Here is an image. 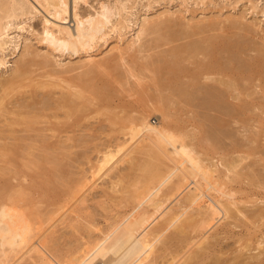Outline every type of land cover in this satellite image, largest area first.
<instances>
[{"label": "bare ground", "instance_id": "6f19581e", "mask_svg": "<svg viewBox=\"0 0 264 264\" xmlns=\"http://www.w3.org/2000/svg\"><path fill=\"white\" fill-rule=\"evenodd\" d=\"M252 1H247L251 2V10L257 5ZM105 3L100 0L96 8L91 0H0V65L6 67L8 63L5 59L7 48L12 49V53L19 49V56L13 60L11 69L6 67L8 71L0 74V264H193L196 258L213 246L214 240L217 239L215 236H218L215 234L220 227L234 226L236 221L240 220L252 222V218H255L254 224L258 223V229L264 225V195L258 190L264 191V180L259 179L262 173L264 174V103L244 100L241 102L239 99L241 103L236 106L233 102L235 107H228L225 112L223 110L224 117L228 116L226 124H236L234 134L231 132L234 140L228 151L222 152L227 148L220 145L222 143L218 138L214 140L218 143L213 146L216 148L213 154L200 151L194 139L190 138L193 136L191 129L169 121L171 117H175V111H171L174 115L172 116L168 108L179 102H182V106L183 103L194 106L192 102L197 99L198 92L206 97L213 96L212 101L222 103L226 98L224 90H220L218 86L217 90L213 84L215 81L217 83L218 78L215 77L213 82L211 79L210 84V81L207 82V73L202 72L199 74L200 79L190 76L192 89L187 87L188 90L184 85H180L175 90V86L173 90L169 88L164 95L165 91L159 87L158 81L153 86L154 75L155 78L157 76L156 80H159L155 72L157 68L153 67L158 66L162 58L165 59L162 61L164 64L173 63L174 60L169 61L170 57L166 58L177 52L175 48L171 50L174 51L172 54L165 51L162 54L161 51L155 58L153 53L142 56L143 64L139 71L125 67V54L145 50L143 38L146 36L157 35L153 40L155 44L167 39V33L164 35L165 39L160 31L163 25H167L166 22L174 21L176 12H162L153 17L141 15L142 18L139 14L137 19L134 18L136 22H133L124 15L128 7L126 0H115L112 10H108L109 7L107 8ZM80 6L90 10L95 7L93 12L98 14L97 19L84 16L85 14L80 16L81 13L76 15L86 17L81 20L83 23L80 21L83 29L90 27L92 30L89 36L82 33L86 38L76 35L74 24L61 22L64 13L77 18L74 15L79 12ZM38 14L42 20L35 38L43 45L42 48L45 47L46 52L42 51L43 53L35 49L27 39H21L24 38L23 34L19 35L25 28V21L32 20ZM90 15L92 16L91 13ZM233 16L225 17L224 19H228H223L224 22L229 20V24L241 27L244 24V16ZM218 18L207 24L205 19L196 22L186 20L181 26L185 29L184 34L192 35L195 29L203 33L202 29L205 31L221 25ZM77 20L79 22V19ZM130 21L134 26L128 25ZM247 27L246 29L253 30L252 25ZM207 37L204 43L198 41L201 45L197 41L192 42L193 44L186 47L187 52H193L195 55L206 44L209 48L211 40ZM110 38L114 40L109 42ZM97 43H101V47L105 46L104 52L99 49L100 45L98 47ZM258 49L263 55L257 60L263 63L264 36ZM203 50L206 52L205 48ZM67 52L71 55L82 54L78 56V61L72 62L70 59L65 61L64 56L69 55L65 54ZM111 62H121L122 66L125 64V69L117 73L116 81L121 88L124 85L130 86L133 95L136 93V87L145 83L153 86H143L144 96L141 104L145 105V108L132 113L122 110L126 116L108 111V115H105L107 122L118 126L115 142L111 145L109 143L102 150L98 148L94 160L91 162L87 159L89 166L81 168L79 175L72 169L71 172L77 174V178H74V174L73 178L66 173L65 176L61 172V163L57 161L56 155L65 149L64 139L70 140V134H64L66 138L57 137L60 140L58 142H51L50 139L53 140L56 136L53 138L56 131L54 127L57 125L53 127L51 124L50 127L43 128L50 130V135L45 134L38 125L42 118H46L44 111L48 112V108L63 109L67 120L80 112L89 114L98 104L94 101L96 97L107 95L106 92H109L106 83L99 86L96 82L100 81L98 77L101 70L110 68ZM32 66L37 69L39 67L41 72H37L39 69L31 68ZM78 70L80 73L67 76ZM145 72L151 74L147 80ZM131 79H134L137 85L130 84ZM221 79L223 78H220L217 84L219 86L221 83L224 85L226 80L225 78L222 82ZM228 81L226 80L225 85ZM226 87L234 88L228 89V97L233 90L236 92L234 83ZM152 89L153 96L149 94L153 92ZM220 91H223V94ZM40 93L42 96L39 100ZM236 93L238 95L234 94L237 98L241 96ZM17 94L21 96L17 98ZM13 96L16 98L11 101ZM180 96L183 98L179 100ZM38 104L40 107L36 108ZM100 109L95 113H99ZM151 115H156L157 119L152 121ZM52 116L58 124V114L53 112ZM208 119V116H201V122ZM48 121L49 124L52 122ZM220 124L225 123H219V127H222ZM61 130L56 131L57 136ZM18 131H26L27 135V132L33 131L35 134L24 136L23 132ZM57 138L55 140H58ZM210 139L207 141L212 144ZM12 145L16 146L13 148ZM41 165L50 168L55 182L42 178L40 187L36 188L28 171L41 169ZM257 166L262 168L261 171L257 170ZM46 186L51 187L54 193L50 194L51 190H47ZM97 188L98 196L103 198L98 197L93 201L101 209V212L97 213L100 214L101 220L95 217L97 214L90 213V205L87 203L89 197L94 194L93 191H98ZM36 191L39 192L37 196ZM60 229L65 230L67 236H59ZM254 236V239L236 240L239 248L237 253L235 250L234 256L231 255L233 257L229 255L230 263L232 261V264H248L249 261L252 263L251 260L262 256L264 233L259 237ZM253 240L255 245L254 248L251 246V249L256 251L247 257L245 254L249 252ZM219 253L213 255L215 264H220L224 258L222 255L226 254L224 251ZM213 261L207 263L213 264Z\"/></svg>", "mask_w": 264, "mask_h": 264}, {"label": "rangeland", "instance_id": "374dc122", "mask_svg": "<svg viewBox=\"0 0 264 264\" xmlns=\"http://www.w3.org/2000/svg\"><path fill=\"white\" fill-rule=\"evenodd\" d=\"M114 1L115 0H110V1L109 0H105V1L101 0V2L107 3V4L106 3L105 4H106L107 8L109 7L108 10H112L111 7H112ZM148 1H150V2H148ZM201 1L202 0H200V1L199 0H128V2H127V0H126V3H127L126 6H128L127 8H129V9L126 8V10H125L126 12H124V15L125 16L127 15V17H129L128 19L132 20L133 22L134 21L136 22V20L134 18L137 19L139 14H140L139 17L142 18L143 15H145V16L147 15L148 17H153L154 15L157 16L162 12H168V11L172 12L173 11V12H176L175 18L173 19L175 21V22L173 21L174 25H172L173 22H171V23L166 22L167 25L164 23L165 25L162 26L163 29L160 31V33H163V36L166 35V33H167L166 36H168V37L166 39V36H164L166 40H163V41L160 40L159 43L157 42L155 44V41H153L155 36H157L155 34H151V35L143 38L144 43H145L144 44L145 50L142 49V51H141L139 48V50L141 52H138V50H137V51H130V53L125 54V60L124 61H126L125 64L127 66H125V64L122 66L121 62L119 64H117V63L114 64L116 62V60H113L114 63L113 62L110 63L109 67L112 65L110 68H107V69L104 68L103 71L101 70L100 76L98 77V79H100V81H98V79H96L98 81V82H96V84H98L100 86L102 83H106L109 86V92H106L107 95H104V96L102 95L103 97L102 96L96 97L97 99H95L94 101H96L95 103H98L99 105L98 104L95 105L94 108H92V110H90L91 112L89 114L87 112L86 113L80 112L79 114H76V116H72L71 118H69L67 120V118L64 117V111H62L63 109L57 108V110H56V108L54 109V107H53L51 109L48 108V109H50V110H48V109L46 110L48 112L44 111L46 118L41 119V123L38 125V128H42V129L47 128V127H50L51 124L53 125V127L55 125H57L55 127L59 128V129H56L55 127H54V129L56 131L62 129L63 131L61 130L60 131L61 133L58 132V134L60 133L59 134L60 136L59 135L57 136L56 131H55L53 133L54 134L53 138L55 135H56L55 138H57V137L66 138L65 135L68 136V134H70L69 137H71L70 140H65L63 138L65 141V144H66V145L64 144L66 146L64 150H66V151L60 150L56 155L57 161L59 162V164L61 163L60 169H61V172L64 173V175L66 173V175L73 178L72 174H74L73 173L74 171L78 174V172L81 170V168H85V167L87 168L89 166V162H87V159H88V161L92 162L94 160L95 156L97 155L98 148L102 150V148L107 146L109 143H110L109 145H111V143L113 144L115 142V138L117 136L116 134H117L118 126L117 125L113 126V125L109 124L110 122H107V116H105V115H108V114H106L108 111L109 112H110V110H111V112L115 111L114 112L115 114L118 112V113H120L121 116H123V115L126 116V114H123L125 111H128V113L129 112L130 113L140 112V111H142V109L145 108V105L141 104L142 98L144 96V94H142L143 93L142 89H143V86L145 88V87H148L149 84L145 83L141 87H136L135 90H136L137 94L135 93V95H133L131 93L133 91L130 90V86L124 85L121 88L117 82L118 79L116 77L119 73H121L123 71V68L125 69V67L129 66V67L135 68V70L137 69V71H139L141 65L143 64L142 63L143 61L141 59L145 55L153 53L152 56L156 57V56L160 55L161 51H162V54L165 52H171V54H172L174 51H171V50L174 48H175L174 50L177 51L178 54L176 52L170 56H167V58H166V59H168L170 57L169 61L171 62L172 60H174V61H172L173 63L170 64L169 62H166L164 64V62H162V61H165V59L162 58L163 60L160 61L162 63V65L159 62L161 69H160V66L158 64H157L158 66L153 67L154 69H155V67L157 68L155 72L159 78V80H156L157 76L155 78V75H154L153 86H154V84L156 85V81H158L157 84H159V87L161 86V89L163 88L162 90L165 91L163 93L164 95L167 94V92L169 91V88H170V90H173L172 88L175 86H176L174 88L175 90H177V88H179L180 85H184V87L186 89H188V88L192 89V87H190V85H191L190 83H192L191 78L193 77L195 79H200V77H201L200 73L206 72L208 75L207 82L208 81L211 82V79L213 82L215 77L218 78L217 83L214 80L215 82L213 84L216 85L215 88L217 90H218L217 86L221 88L220 90H224V96L226 98L224 97L225 101H223L222 103L218 102L219 103L218 104L217 102L212 101V100H214L213 96H212L213 98L211 96L206 97L205 94H202V93L200 94L198 91H196V93L198 92L199 95L197 94L198 96H196V93L194 94L197 97V99H194L195 101L192 102L194 106H192L191 104L190 105L187 104L188 105L187 106L186 104L183 103V106H184L183 107L182 105H180V103L182 104V102H179V104L176 103L174 106H171L168 108L170 114L172 116L175 115V117H171L169 119V121L170 122L174 121L173 124L178 123L180 126L186 127L185 129H189V130L191 129L193 136H191L190 138L194 139V141L197 143V146L199 147L198 149L200 151H205V153H207V154H213L216 151L215 150L216 148L213 146L215 143H218L216 141L214 142V140H216L217 138L219 139L220 143H222L220 145H222L223 148L224 147L227 148V150L222 149L223 150L222 152L226 153L228 151L229 145L231 144L232 140H234L232 136H234L233 134L235 132L234 130H235L236 124H234V123H231L232 125L226 124L227 123L226 121L228 120V118H227L228 116L225 114L226 116L224 117L223 110L225 112L226 108L233 107V106L235 107V105H233V102L235 104H237L236 106H239V104L241 102H243L242 100H244V102H258V103L261 102V103H264V64H263L264 62L262 63L260 60H257L260 56L263 55L262 52L259 51L258 47L260 45V42L263 40V36H264V0H253L252 2L255 4L257 3V5L252 10L249 9L251 2H247L248 0H240V1L238 0V2L236 0H206V1L203 0L202 2ZM99 2H100V0H95V1L91 0L92 5L94 4L96 8H98ZM94 8H91V10H90V8H88V7L80 6V8L78 10L79 12L77 14H75L74 17H77L78 14L81 13L80 16L82 14L83 15L85 14L84 16H87V17L89 16L90 18L92 17L93 19L95 17V19H97L98 14H96V12H95V14H96V16H95L93 11H95L96 8L95 9ZM127 11H129L130 14ZM90 13L92 14V16L90 15ZM86 14H88V15H86ZM134 14L136 17L134 16ZM181 14H182V16H180ZM67 15L68 14H65V13L62 14V17H61L62 21L61 22L65 23L67 25H69V23L74 24L76 35H78V36L80 35L79 36L80 38H82V36L85 33L87 36L91 35V33H92L91 28L89 27L88 29H83V26H82L83 24L81 25V23H80V21L86 17L82 16V18H81L79 16L77 18H73V17H69ZM231 15L232 16L234 15L233 17H235V18H236V16L243 15L244 16V18H243L244 24L241 27L237 25L238 26L237 27L236 25H234L232 23L229 24L230 23L229 20H228V22L227 21L224 22V20L228 19L229 16H231ZM145 16H143V17H145ZM217 17H219L218 19H220L221 25L218 24V26H215L211 29L209 28L210 30L205 29V31H204V29H202L201 31L203 33H199L200 30L195 29L196 32H194L195 31L194 30L193 33H191L192 35H190L188 33L184 34L185 29L181 25L185 24L187 22L186 20H191L193 22H196V20L199 21L200 19H202V20L205 19L206 21L204 20V22H206L205 24H207V23H210V21L215 20L214 18H217ZM225 17H228V18L224 19ZM71 19H73V20H71ZM77 19H79V22ZM41 20H42L41 15H39V14L36 15L35 18H33L32 20H26L24 23L25 28H24L23 32L22 33L20 32V34L17 32L16 35L19 34L20 36H22V34H23L24 38L21 37V39H24V40L27 39V41L32 46H34L35 49H37L39 52L43 53V52H46L45 47L42 48L43 45L38 43L36 41L37 39L35 38L36 33L39 30V27L41 26ZM132 21H130L128 24V25H131V27L134 26ZM179 23H180V25H178ZM247 25H252L253 30L251 31V30L246 29ZM170 26L171 27L173 26V27L171 28ZM178 27L180 29H178ZM84 30H86V32ZM89 30H91V32H89ZM180 30H181V32H180ZM127 31H129V29H127ZM15 32L13 34H15ZM83 32H84V34L82 35ZM128 36H129V33H128ZM207 36H209V39L211 40L209 48L206 46L207 44L205 45V47H203L204 44H203V46H201V48L203 47V48H205V50L207 47L206 52L203 50V48H202L203 51L198 50V52H196L195 55L193 52H192L193 54L187 52L186 47L188 45L193 44L192 42L197 43L198 41L199 42L201 41L200 43H204L203 41L206 39ZM84 37L86 38V36H83V38ZM110 40L111 41H109V42H112V40H114V38H110ZM100 42L102 43V41H100ZM101 43H97L98 47H99V45L101 47ZM97 44H95V45H97ZM145 46H149V47H145ZM100 47H99V49H102L101 51L104 52L105 46L104 47L102 46L101 48ZM150 47H151V50H150ZM224 47L228 48V49H225ZM18 51H19V49L16 52L12 53L13 50L10 48H7L5 50V59L8 61V63L6 64V67L8 70L11 69V67L13 65V60H16L17 57L19 56ZM200 51H201V53H200ZM53 54L54 53H51V55H53ZM65 54L70 55V56L69 55L64 56L66 58V59L64 58L65 61H69V59H70V61L72 60V62H75V61H78V59L82 53L81 54L79 53L80 56L78 55V53H75V54L72 53V55H71L70 53L67 52ZM189 54H191L193 56H191ZM57 56L58 55H56V57ZM52 57L53 56H51V58ZM138 57H140V58H138ZM53 58H55V57H53ZM167 63H169V64H167ZM201 64H203V65H201ZM133 65H134V67H133ZM6 67L0 65V74H5L8 71L6 69ZM35 67L32 66L31 68L37 69V67L36 68ZM177 67H179V68H177ZM38 69H39V67H38ZM119 70H121V72H119ZM39 71L41 72V69H39L37 72H39ZM80 72H81V69H80ZM80 72H79V70H78V72L73 71V73L71 72L72 74L69 73L70 75L67 74V76H69V77L74 76V75H76V73H80ZM150 75H151L150 73L145 72V79L146 80L149 79L148 77ZM190 76H192V77H190ZM168 77H170V78H168ZM171 77H173V78H171ZM219 77L223 78V79L226 78L227 81L229 80L227 85H225L226 80H225V82H223L224 81L223 79H221L220 81H222L224 83V85H222V83L220 84V86L217 85L219 82V79H220ZM133 80L134 79L130 80V82H131L130 84H136ZM188 80H190V81H188ZM180 82H181V84H180ZM212 82L210 84H212ZM209 83H207V84H209ZM231 83L235 84V86H236L235 90H236V92H238L241 95V96L239 95L240 97L237 98L235 96V94L236 95H238V94L234 90H233V92H230L232 94L230 97H228V94H229L228 89L232 90L234 88L232 87V89H230L231 87L227 88L226 86H228V84H231ZM150 86L151 85H149V87ZM153 86H151V88H153ZM170 86H172V87H170ZM152 91H153V89H152ZM56 92H58V91H56ZM220 92H222V94H223V91H220ZM247 93H249V94L254 93V95L248 94L249 95L248 96ZM149 94L150 95L152 94V96H153L154 91L152 93H149ZM225 94H227V95H225ZM17 95H18L17 98H19L21 96L19 94H17ZM16 96H13V98H11L13 100H11V101H14ZM41 96L42 95L40 93V96L38 98L39 100H40ZM149 96H147V97L150 98ZM145 98H146V96H145ZM182 98L183 97L180 96L179 100ZM260 98H261V100H260ZM38 99H36V100H38ZM239 99H241V102ZM97 100L99 102H97ZM197 100L200 102H198ZM201 101H202V103H201ZM224 104H226V106ZM38 106L40 107V105L38 104V105H36V108ZM142 106H144V107H142ZM172 107H175V109ZM190 107H191V109H189ZM98 108H101L99 110L100 112L95 113L98 110ZM34 109H35V107H34ZM104 109H105V113H104ZM106 109H109V110H106ZM122 110H124V112H122ZM171 111H175V114L173 115L172 114L173 112H171ZM53 112H54V114H58V116L60 117V119H58V121H59L58 124L56 123V121L54 120V118L52 116ZM200 114H202V115H200ZM249 114H251V113H249ZM73 115H75V114H73ZM155 116L156 115H151L150 118L152 121H155L157 119ZM201 116H208L209 117L208 121L204 120L203 122H201L202 121ZM220 118H221V120L218 122V120ZM47 120H52V122H50V124H49V121L47 122ZM65 120H67V121H65ZM63 121H64V123L65 122H67V123L64 124ZM221 121H222V124H224V123L225 124L224 125L220 124V126H222V127H219V123H221ZM62 124H63V126H62ZM179 125H176V126L178 127ZM17 128H20V126H17ZM43 130H44L45 134L50 135V133H51L50 130H47V129H43ZM66 130H68V131H66ZM65 131L67 133H65ZM18 132H20V131H18ZM22 132H23V134H25L26 131L25 132L21 131L20 133H22ZM206 132L208 135H211V136L213 135V136L209 137L207 134H205ZM27 133H29L30 135L35 134V132H33V131H29ZM26 135L27 134H25L24 136H26ZM205 135H207V137ZM216 135H217V137H215ZM219 135H220V137H219ZM229 135H230V137H229ZM235 135H236V133H235ZM20 136H21V134H20ZM235 137H237V136H235ZM55 138L53 140L50 139V141L51 142L60 141L59 138H57L58 140H55ZM208 138H211L210 140L213 141L212 144H210L211 141L210 142L207 141ZM7 140L10 142H13V140H10V139H7ZM61 141H62V139H61ZM13 144H17V143L13 142ZM15 146L16 145H12L13 148ZM263 149H264V144H263ZM263 153H264V151H263ZM86 156H88L89 158H86ZM42 166L43 165H41V167ZM47 167L48 166L45 165L41 169L28 171L29 175L32 176L30 178L33 179V181L35 182L34 187H36V188L40 187L42 178H48L50 181H52V183L55 182V180L53 179V173L50 171V168L48 169ZM257 167L260 169H258ZM257 167H256L257 170L261 171L262 168L260 166H257ZM71 170L73 172H71ZM262 170H264V168ZM260 171H258V172H260ZM262 172H264V171H262ZM44 173H46V175ZM77 174L76 175L74 174L75 175L74 178H77L76 177ZM260 174H261V172H260ZM261 177H264L263 173L259 179L264 180ZM1 179L2 178H0V180ZM262 180H260V182ZM33 181H32V183H33ZM12 182H14V181H12ZM48 186H50V185H48ZM48 186H46V189L51 190L50 192L49 191L48 192L50 194L54 193V190L51 187L49 188ZM258 190L261 192V194L264 195L263 190H261V189H258ZM35 193H36L35 194L36 196H37V194H39V192H37V191ZM93 193L94 194H92L89 197L90 200L87 203L90 205V207H89L90 213L91 214L95 213L94 215H96L98 212H101L100 211L101 209H99V207H98L99 205H97V203H94L95 201H93V199H97L98 197H100V196H98L99 195L98 194L99 189H98V191L94 190ZM32 197H34V196H32ZM100 198H103V196ZM260 205H262V204H260ZM251 207H253V206H251ZM99 215L97 214L95 217L98 220H101V216H99ZM254 219L253 218L251 219L252 222H246V221L244 222V221L240 220L239 222L236 221L237 223L234 226L233 225H227V226L220 227L219 230L215 234V235L218 234V236L214 235L215 237H217V239L214 240L213 246H211L210 249L208 251H206L205 253H203L200 257L196 258L193 264H208V263H210V261L211 262L213 261V259H214L213 255L216 256V255L220 254L219 253L220 251L221 252L224 251L226 253L225 255L224 254L222 255V257H224L226 261L223 258V260L220 261V264H232L233 262L231 261V263H230V258L233 257L237 253V249L239 248V244H237V241H240V240L244 241V240H247L250 238L254 239L256 237L254 235H257L259 237L262 233H264V225L260 226L258 229V227H257L258 223L257 222L255 224L253 223ZM65 234L67 236L66 231L63 229L62 230L60 229L58 231L59 236H62ZM233 240L234 241L237 240V241L234 242ZM254 245H255V241L253 240L252 245H250V249L248 250L249 252H246V254H245V255H247V257L250 256L249 255L250 253L252 255V253L254 254V252L256 251V249H251V246H252V248H254ZM235 250H236V253H235ZM231 253H233V254H231ZM229 255L230 256L233 255V256L230 257ZM261 255H260L261 257L259 259L251 260L252 263H250V261H249L248 264H264L263 263L264 262V253H261ZM223 261H224V263H223ZM213 264H215V262Z\"/></svg>", "mask_w": 264, "mask_h": 264}]
</instances>
